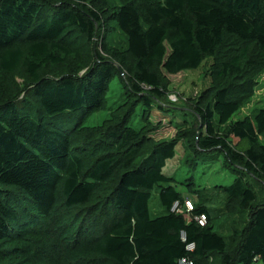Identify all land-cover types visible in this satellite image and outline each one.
<instances>
[{
  "label": "trees",
  "instance_id": "obj_1",
  "mask_svg": "<svg viewBox=\"0 0 264 264\" xmlns=\"http://www.w3.org/2000/svg\"><path fill=\"white\" fill-rule=\"evenodd\" d=\"M205 63L158 137L170 76ZM262 74L264 0H0V264H264V108L234 120ZM180 142L191 170L221 159L234 176L217 188L243 221L230 235L194 176L185 211L165 172Z\"/></svg>",
  "mask_w": 264,
  "mask_h": 264
},
{
  "label": "rangeland",
  "instance_id": "obj_2",
  "mask_svg": "<svg viewBox=\"0 0 264 264\" xmlns=\"http://www.w3.org/2000/svg\"><path fill=\"white\" fill-rule=\"evenodd\" d=\"M124 37L117 34L113 39V43L119 45L124 43ZM209 63H205L198 69L187 70L176 75H171V92L169 98L163 103L165 111H156L152 116L156 122H162L163 126L158 130L157 136L163 139H172L175 136V122H180L189 112V104L187 99L196 96L203 88H205L209 79L205 76V71ZM112 92L109 95V105H113V100L121 93L122 87L118 78L112 83ZM264 108V74L259 78L256 92L250 102H248L234 117V120L243 119L251 116L254 110ZM109 115L108 111H102L88 118V125H96L103 122ZM177 154L175 158L170 160L165 168V172L172 174L179 181L178 190L182 193L185 200H191L195 205L198 200L194 193H190L181 182L186 181L190 177H195L196 187L204 190L206 197L209 199V208L215 223V229L224 235H230L232 226H241L243 221H238V217L232 216L225 211V199L221 192L217 191L218 186L230 185L234 176L229 170L225 169L222 161L215 160L206 164H200L197 170H191L189 162L186 160L189 152L183 142L177 146ZM259 187V185H257ZM152 215L164 213L161 205L158 189L154 192L151 201ZM186 211V210H185ZM207 221V219H206ZM260 264V263H259Z\"/></svg>",
  "mask_w": 264,
  "mask_h": 264
},
{
  "label": "built area",
  "instance_id": "obj_3",
  "mask_svg": "<svg viewBox=\"0 0 264 264\" xmlns=\"http://www.w3.org/2000/svg\"><path fill=\"white\" fill-rule=\"evenodd\" d=\"M178 206H179V204L176 203L173 207V210H178ZM185 206H186L185 208H186L187 212L190 210H193V208H194V205H193L191 200H185ZM206 219L207 218L205 217V215H201V216L197 217V220L201 224L206 223ZM189 249H193V246H190ZM178 264H193V262L189 258H183V259L179 260Z\"/></svg>",
  "mask_w": 264,
  "mask_h": 264
}]
</instances>
